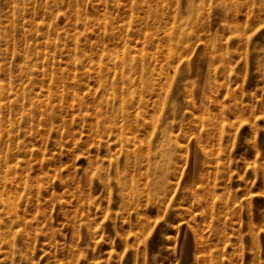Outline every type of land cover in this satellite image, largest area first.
Segmentation results:
<instances>
[{"label":"rangeland","instance_id":"obj_1","mask_svg":"<svg viewBox=\"0 0 264 264\" xmlns=\"http://www.w3.org/2000/svg\"><path fill=\"white\" fill-rule=\"evenodd\" d=\"M0 264H264V0H0Z\"/></svg>","mask_w":264,"mask_h":264},{"label":"bare ground","instance_id":"obj_2","mask_svg":"<svg viewBox=\"0 0 264 264\" xmlns=\"http://www.w3.org/2000/svg\"><path fill=\"white\" fill-rule=\"evenodd\" d=\"M178 18V17H177ZM175 19V18H174ZM177 21V20H176ZM180 21V20H179ZM180 23V22H179ZM178 23V24H179ZM177 24V23H176ZM180 25V24H179ZM178 25V26H179ZM174 27V26H173ZM176 29H177V27H175ZM175 28H173V29H171L170 30V32L168 31V33H166V37H165V41H166V43H167V45H168V43L169 42H171V38H172V36H173V34L175 33ZM145 53H143V55H144ZM169 55H171L172 56V58L173 57H175L176 55H178V52H177V49L175 48V47H173L171 44L169 45ZM170 56H168V58H169ZM121 64V63H120ZM122 64H123V62H122ZM121 64V65H122ZM141 67V71H140V73H139V76H138V81L141 83V84H143V86H142V88H141V90L140 91H147V92H149V91H153L154 90V88H153V86L151 85V78H152V75L150 74V72H148V70H147V68H145V63H144V60H143V57H142V59L140 60V61H134V60H132L130 63H124L123 65H122V67H124L123 69L124 70H126L127 72H131V71H133V70H135V69H137V67ZM122 77V76H121ZM122 82H124V84L126 85V88H125V90H126V92L127 93H130L131 94V96L132 97H135L136 95L134 94L135 92H132V91H130V90H132V88L134 87L133 86V84H132V82H135L133 79H131L129 76H126L125 78H124V80L122 81ZM134 85H135V83H134ZM146 92V93H147ZM142 93V92H141ZM140 95V94H139ZM112 97L113 98H118V100H120V96L119 95H117V94H115V93H112ZM114 100V99H113ZM140 100V103H142V98H140L139 99ZM121 111V110H120ZM121 113H123V110H122V112ZM165 131V130H164ZM167 135V134H166ZM164 136V135H163ZM163 138V137H162ZM162 142V141H161ZM170 142H163V143H160L159 144V147L160 148H162V150L163 151H166L169 147H170ZM164 158H167L166 156H164ZM163 166H164V164L161 162L160 164H158L157 165V163H155V162H153L152 163V169L155 171V169H161V168H163ZM7 205H8V203H7ZM8 207H9V205H8Z\"/></svg>","mask_w":264,"mask_h":264}]
</instances>
